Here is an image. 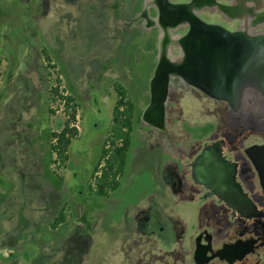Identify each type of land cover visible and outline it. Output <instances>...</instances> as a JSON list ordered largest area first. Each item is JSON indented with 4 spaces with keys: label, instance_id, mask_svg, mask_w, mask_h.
Here are the masks:
<instances>
[{
    "label": "rangeland",
    "instance_id": "374dc122",
    "mask_svg": "<svg viewBox=\"0 0 264 264\" xmlns=\"http://www.w3.org/2000/svg\"><path fill=\"white\" fill-rule=\"evenodd\" d=\"M154 2L0 0V264H193L204 203L174 193L169 169L179 163L177 148L221 136L235 113L172 77L165 129L142 121L164 36L142 18L148 10L158 23ZM168 51L181 54L174 45ZM117 84L141 120L121 185L106 199L89 186ZM68 126L78 134L62 163L54 135ZM62 211L66 222L54 229Z\"/></svg>",
    "mask_w": 264,
    "mask_h": 264
},
{
    "label": "flooded vegetation",
    "instance_id": "af4514ba",
    "mask_svg": "<svg viewBox=\"0 0 264 264\" xmlns=\"http://www.w3.org/2000/svg\"><path fill=\"white\" fill-rule=\"evenodd\" d=\"M158 1L152 6L159 20L160 12L166 14V4ZM169 2L187 5V12L207 25L240 34L232 41L231 51L237 56L231 59L234 65L214 76L213 80H219L218 91L205 87V92L195 81L172 79L176 87L194 88L209 98L213 94L238 97L234 106L221 101L235 113L221 136L192 142L188 150L177 148L179 163L166 168L172 170L174 193H187L191 201L197 198L204 203L198 214L201 231L194 238L193 264H264V40H246L264 36V0ZM149 14L142 11L146 25L160 32L164 27L181 38L192 29L183 17H163L161 24ZM222 34L207 33L206 41ZM211 79L207 75L203 85H214ZM168 219L179 225L175 218Z\"/></svg>",
    "mask_w": 264,
    "mask_h": 264
},
{
    "label": "water",
    "instance_id": "95a60500",
    "mask_svg": "<svg viewBox=\"0 0 264 264\" xmlns=\"http://www.w3.org/2000/svg\"><path fill=\"white\" fill-rule=\"evenodd\" d=\"M163 1L166 4V14L164 15L160 12L158 23L162 24L163 17L169 19L183 17L192 26V29L186 36L173 40L167 28L163 27L162 32L164 36L160 40L158 63L150 81V101L142 114L143 122L160 130H164L166 127L167 102L170 95L172 77H181L189 82L195 81L205 92L207 91L206 88L211 89V91L214 89L218 91L220 85H216V83L219 80L213 79L216 77V74L218 75L226 71L224 68L234 65V59H231L237 56L231 51V47H234V42L232 41H235L240 35L205 24L198 16L187 12V5H174L169 0ZM156 2L159 1L157 0ZM144 15L147 16V11H145ZM216 31L223 33L222 36L217 38L218 40L208 38L206 41L207 33L215 34ZM246 40L250 42L261 41L264 40V36ZM171 45L181 50L179 57H169L168 49ZM240 56L243 57V54ZM207 75L212 78L211 80L215 83L214 85H203L206 82ZM211 97L219 101H228L233 106L238 99L235 96H219L215 94ZM204 153L209 154V151H205Z\"/></svg>",
    "mask_w": 264,
    "mask_h": 264
},
{
    "label": "trees",
    "instance_id": "16d2710c",
    "mask_svg": "<svg viewBox=\"0 0 264 264\" xmlns=\"http://www.w3.org/2000/svg\"><path fill=\"white\" fill-rule=\"evenodd\" d=\"M42 54L47 66L55 68L47 48L42 49ZM116 91L119 95V100L113 111L111 131L105 140L98 164L93 172V183L89 186L92 195L106 199L116 192L121 185V178L125 174L127 167L134 127L136 121L140 122L141 120L140 117L136 120L135 105L128 98L126 89L117 84ZM55 95H59V88L52 89L51 97L55 99ZM66 100L67 110H70V103L73 101L72 97H67ZM72 108L75 109V106H72ZM73 119H75V112L73 113ZM77 134V128L68 126L61 133L54 135L56 144L53 146V151L62 163H66L69 160V148L72 139ZM66 219V214L62 211L55 224H53V228L57 229L66 222Z\"/></svg>",
    "mask_w": 264,
    "mask_h": 264
}]
</instances>
